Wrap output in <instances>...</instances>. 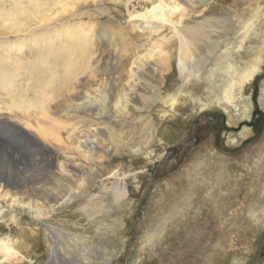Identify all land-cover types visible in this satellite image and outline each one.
Returning <instances> with one entry per match:
<instances>
[{"label":"bare ground","instance_id":"obj_1","mask_svg":"<svg viewBox=\"0 0 264 264\" xmlns=\"http://www.w3.org/2000/svg\"><path fill=\"white\" fill-rule=\"evenodd\" d=\"M139 1L138 7L133 4L130 8L131 0H0V216L8 211L12 219L47 220L93 182L89 179L95 170L93 163L109 161L111 155L122 152L146 161L152 158L148 147L156 132L165 121L178 116L180 96L170 93V82L179 80L187 88L197 81L206 62L201 65L197 60L199 52L217 49L210 34L216 27L226 31L229 27L217 15L207 17L206 24H189L203 12L214 10V6L207 7L208 0ZM113 2L118 7L124 4L127 15L119 9L112 16L106 4ZM89 4L96 8H82ZM259 41L264 51V37ZM260 63L256 60L245 71L219 63L223 77L217 83L218 97L214 94L205 102L194 97L193 101L204 111L214 105L221 107L223 99L236 115L248 113L234 93L245 80H255ZM222 115L217 145L231 151L222 141L223 128L231 130ZM263 130L264 122L259 131L254 130L253 138ZM231 142L237 143V139L231 138ZM256 154L264 158V149ZM102 190L111 193L116 205L128 202L130 188L121 179ZM183 194L174 193L172 213L187 203L186 197L189 201ZM102 209V197L90 198L82 206L92 216ZM258 210L264 224V206ZM218 220L209 241L222 245L225 240L220 236H224L229 218L224 214ZM9 229L0 224V264H26L36 247L49 243L50 233L53 242L43 264H60V257L65 264L82 263L63 254L62 235L55 230L46 234L23 227ZM19 236L29 238L32 245L23 248Z\"/></svg>","mask_w":264,"mask_h":264},{"label":"rangeland","instance_id":"obj_2","mask_svg":"<svg viewBox=\"0 0 264 264\" xmlns=\"http://www.w3.org/2000/svg\"><path fill=\"white\" fill-rule=\"evenodd\" d=\"M207 2V7L214 6V10L203 12L189 24L204 23L210 16H219L226 19L229 31L216 27V32L210 34V40L217 43V49L211 51L203 46L206 49L199 52L198 59L195 57L201 65L206 61L201 66L203 69L198 73L197 81L187 88L182 87L179 80L170 82V93H179L180 96L176 107L178 116L175 120L165 121L156 132L148 147L152 158L146 161L141 156L122 152L111 155L109 161L93 163L95 170L89 173L93 182L84 186L82 195L85 197L77 194V199L44 222H36L30 216L14 220L12 214L6 211L0 216V224L5 226L6 231L14 226L46 234L50 233L49 229L55 230L62 235L63 254L81 261V264H255L259 261V264H264V224L260 222L261 212L258 210L264 206V158L256 156L264 149V130L253 138L255 132L251 123L255 121L252 115L255 105L251 83L253 87L254 80H245L243 85L236 86L234 93L241 109L247 108L248 113L242 114L241 111L236 115L234 107L223 99L221 107L214 105V108L204 111L193 101L194 97L203 102L214 98V94L218 97L216 91L223 77V72L218 69L219 63L225 66L231 63L245 71L256 60L264 62V51L259 41L264 37V0ZM113 3L106 4L112 16L119 9L124 16L127 15L124 4L118 7ZM139 3V0H131L128 6L132 8L134 4L138 7ZM82 8L96 7L89 4ZM121 20L125 22V19ZM261 63L258 75L264 73V64ZM175 68V78H178L177 62ZM261 80L257 100L260 110L264 111V78ZM215 113L223 114L226 125L231 128L229 131L223 128L222 138L231 151H224L217 145L221 137L216 131L222 121L220 124L219 119L203 118ZM194 135L199 140L187 147L189 141L195 140ZM231 138L237 139V143H232ZM250 138L252 140L245 143ZM176 147L179 148L176 153L168 152ZM181 151L186 153L176 155ZM118 179L130 188L129 200L124 201L126 204L116 205L112 202L111 193L102 190H109V186ZM137 185L139 188H136ZM199 186L203 189L199 190ZM174 193H184L189 201L184 198L187 203L185 201L177 212L172 213ZM100 197L105 209L94 216L82 210L88 199ZM181 207H184L182 213ZM224 214L229 220L220 239L225 241L218 245L209 241V236L214 231L213 226L219 222L218 218ZM223 221L221 219V224ZM18 239L23 248L32 245L25 236ZM40 241H44L43 236ZM52 242L50 233L49 243ZM49 243L36 247V253L30 254L26 264L46 262L50 254ZM216 251L218 254H215ZM213 258L220 261L213 262ZM60 260L61 257L58 263L65 264Z\"/></svg>","mask_w":264,"mask_h":264},{"label":"water","instance_id":"obj_3","mask_svg":"<svg viewBox=\"0 0 264 264\" xmlns=\"http://www.w3.org/2000/svg\"><path fill=\"white\" fill-rule=\"evenodd\" d=\"M264 78V73L261 75H257L255 80L253 81V102L255 105V110L253 112V115L255 117V121L253 123H251V126L254 128V130H258L261 128L262 123L264 122V112L262 110H260L259 105H258V95H259V82L261 79ZM219 113H215L211 116H207L204 115L203 118H209L211 120H216L218 118H220ZM259 115V116H257ZM222 118L224 119V116L222 115ZM225 120V119H224ZM194 139L193 141H189L187 143V147L195 144L199 139L197 136L194 135ZM252 140V138L248 139L245 143H249ZM177 151H179V148H173V149H169L168 152L170 153H176Z\"/></svg>","mask_w":264,"mask_h":264}]
</instances>
